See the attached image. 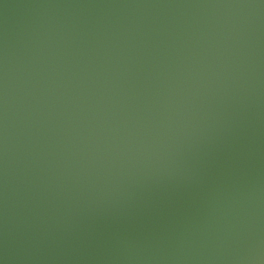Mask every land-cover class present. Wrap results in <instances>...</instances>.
<instances>
[{
    "label": "water",
    "instance_id": "obj_1",
    "mask_svg": "<svg viewBox=\"0 0 264 264\" xmlns=\"http://www.w3.org/2000/svg\"><path fill=\"white\" fill-rule=\"evenodd\" d=\"M0 264H264V0H0Z\"/></svg>",
    "mask_w": 264,
    "mask_h": 264
}]
</instances>
